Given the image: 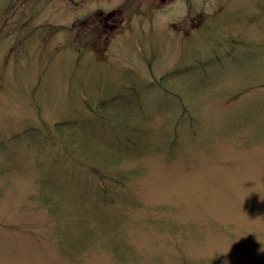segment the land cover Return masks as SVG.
<instances>
[{
  "label": "rangeland",
  "instance_id": "1",
  "mask_svg": "<svg viewBox=\"0 0 264 264\" xmlns=\"http://www.w3.org/2000/svg\"><path fill=\"white\" fill-rule=\"evenodd\" d=\"M0 264H264V0H0Z\"/></svg>",
  "mask_w": 264,
  "mask_h": 264
},
{
  "label": "trees",
  "instance_id": "2",
  "mask_svg": "<svg viewBox=\"0 0 264 264\" xmlns=\"http://www.w3.org/2000/svg\"><path fill=\"white\" fill-rule=\"evenodd\" d=\"M111 100H108L107 104H110ZM106 101H103L100 103L99 107H103L105 105ZM131 112V108H126L122 111H120V113H118L119 115H116L115 117H105L103 118V124L101 125V127L104 128H108L111 131V134L113 135L114 139L111 140L112 144L115 147H122V145L120 144V142H124V145H127L128 142H132L129 141L130 138H128V131H132L133 132V137H137L140 139L146 140L148 136H150V127L147 126V124L145 123H141L138 124L137 122H128L126 120V116L128 113ZM139 114H137L136 112L134 113V119H138V118H142L144 121H146L145 119H147V117H143L144 116V112H147L144 110V108H139L138 109ZM132 113V112H131ZM131 118V117H130ZM150 117H148L149 119ZM96 121V120H95ZM99 124L95 122V125ZM111 124V125H110ZM94 125V127H95ZM56 127L59 128V130H63L64 128H68L70 130L73 131V135L76 137V139L78 140V142L80 143L79 145L83 148H88V149H96L95 145L97 143L93 142L92 138H94L95 136H91V135H86L84 134L83 129L78 125L77 121H73L72 123H65V122H58L56 124ZM139 127V128H138ZM137 132L134 134L135 129H137ZM81 131V132H80ZM21 135V134H20ZM16 137V135H15ZM17 138V137H16ZM140 139L138 140H133L135 142H133V149L136 150L138 152H140L141 150L139 149L140 145L138 144V141H140ZM82 142H81V141ZM99 140V139H98ZM100 141V140H99ZM142 141V140H141ZM147 141V140H146ZM109 145V144H108ZM110 146V145H109ZM111 147V146H110ZM123 151V150H122ZM75 151L70 149V153L71 154H75ZM110 156H103L101 157L102 159V163H113L116 162L115 161H111L112 159V155L118 159L119 162V157L116 156L113 152L109 153ZM92 170L95 172V176L97 178L100 179L101 182H104L106 179H109L110 181L117 183V184H124V182H127L128 178L130 177V175L134 174L136 175V173H132L130 172L129 174H125V175H118V174H114V173H106L103 170H101L98 166H92ZM132 173V174H131ZM96 195H97V200L101 203H112L113 201H115V199H118V195L120 196V192H115L113 193L111 190H108L106 187L102 188L100 187V190L98 189V192L96 191ZM121 197V196H120Z\"/></svg>",
  "mask_w": 264,
  "mask_h": 264
}]
</instances>
